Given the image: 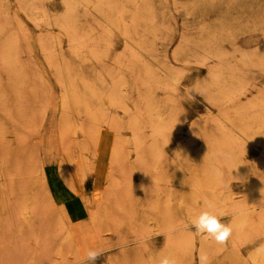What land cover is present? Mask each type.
Returning <instances> with one entry per match:
<instances>
[{
  "label": "rangeland",
  "instance_id": "rangeland-1",
  "mask_svg": "<svg viewBox=\"0 0 264 264\" xmlns=\"http://www.w3.org/2000/svg\"><path fill=\"white\" fill-rule=\"evenodd\" d=\"M262 189L264 0H0V264H264Z\"/></svg>",
  "mask_w": 264,
  "mask_h": 264
},
{
  "label": "clouds",
  "instance_id": "clouds-1",
  "mask_svg": "<svg viewBox=\"0 0 264 264\" xmlns=\"http://www.w3.org/2000/svg\"><path fill=\"white\" fill-rule=\"evenodd\" d=\"M197 94H202L196 89H193ZM193 135L194 132H193ZM225 162L232 159L230 153L222 154ZM236 168H233L234 170ZM231 170V172H232ZM218 175H223L222 171L217 170ZM147 175V174H146ZM183 183V181H182ZM143 189V185H141ZM262 196H264V189L261 190ZM211 208V205H208ZM191 227H194L197 235H204L206 238L214 240L219 245H225L232 236L233 229L230 224L222 222V218L217 216L211 211H202L191 221ZM104 254L103 249H91L87 251L86 259L89 264H95V261ZM159 264H177L175 258L169 256H163L159 259Z\"/></svg>",
  "mask_w": 264,
  "mask_h": 264
},
{
  "label": "bare ground",
  "instance_id": "bare-ground-1",
  "mask_svg": "<svg viewBox=\"0 0 264 264\" xmlns=\"http://www.w3.org/2000/svg\"><path fill=\"white\" fill-rule=\"evenodd\" d=\"M63 10V9H62ZM244 13V12H243ZM221 28H224L223 26L221 27ZM227 77V76H226ZM221 90V89H220ZM229 95V94H228ZM112 98H114V97H112ZM93 116V115H92ZM96 118V117H95ZM105 126V125H104ZM101 130V129H100ZM101 132V131H100ZM99 132V133H100ZM98 133V134H99ZM102 133V132H101ZM100 133V134H101ZM97 134V133H96ZM97 134V135H98ZM99 136V135H98ZM96 138V137H95ZM103 138V137H102ZM100 140H102V139H100ZM102 142V141H101ZM100 143V142H99ZM101 145H102V143H101ZM99 148V147H98ZM100 148H101V146H100ZM107 162H108V159H107ZM111 168H112V166H111ZM85 174V173H84ZM84 180L82 181V184H81V186H82V188H84ZM103 183H104V181H103ZM102 189V188H101ZM104 190V189H103ZM86 205H87V208L89 209V210H91V211H95V210H97V206H92L91 204H90V202L89 201H86ZM84 207V206H83ZM85 210V209H84ZM108 232V231H107ZM110 232V231H109ZM69 233H70V230H69ZM72 238H73V236H72ZM75 244H76V242H75Z\"/></svg>",
  "mask_w": 264,
  "mask_h": 264
}]
</instances>
